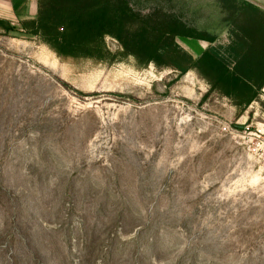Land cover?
Listing matches in <instances>:
<instances>
[{
  "label": "rangeland",
  "instance_id": "1",
  "mask_svg": "<svg viewBox=\"0 0 264 264\" xmlns=\"http://www.w3.org/2000/svg\"><path fill=\"white\" fill-rule=\"evenodd\" d=\"M131 5L229 41L218 0ZM11 24H0V264H264L263 92L237 107L195 70L140 61L112 36L104 59L60 57ZM177 40L196 57L211 45Z\"/></svg>",
  "mask_w": 264,
  "mask_h": 264
},
{
  "label": "trees",
  "instance_id": "2",
  "mask_svg": "<svg viewBox=\"0 0 264 264\" xmlns=\"http://www.w3.org/2000/svg\"><path fill=\"white\" fill-rule=\"evenodd\" d=\"M218 2L228 27L226 46L214 45L216 37L207 32L182 30L177 20L146 22L131 0H38L37 17L23 19L20 28L41 36L60 57L104 59L109 54L106 36H112L140 61L169 66L179 76L193 69L211 85L210 91L228 96L237 107L247 106L260 99L264 88V8L250 0ZM0 24L8 31L17 29L2 19ZM178 37L211 45L196 57Z\"/></svg>",
  "mask_w": 264,
  "mask_h": 264
},
{
  "label": "crops",
  "instance_id": "3",
  "mask_svg": "<svg viewBox=\"0 0 264 264\" xmlns=\"http://www.w3.org/2000/svg\"><path fill=\"white\" fill-rule=\"evenodd\" d=\"M259 6L264 8V3H260ZM38 12V0H0V19L13 24H19L23 19H33L37 17Z\"/></svg>",
  "mask_w": 264,
  "mask_h": 264
},
{
  "label": "built area",
  "instance_id": "4",
  "mask_svg": "<svg viewBox=\"0 0 264 264\" xmlns=\"http://www.w3.org/2000/svg\"><path fill=\"white\" fill-rule=\"evenodd\" d=\"M257 132H259L260 134H264V125L261 126V127H259V128L257 129Z\"/></svg>",
  "mask_w": 264,
  "mask_h": 264
}]
</instances>
